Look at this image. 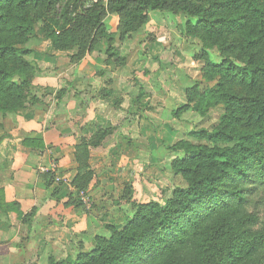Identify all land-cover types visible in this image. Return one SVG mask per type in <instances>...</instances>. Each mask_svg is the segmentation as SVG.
Here are the masks:
<instances>
[{"label":"trees","instance_id":"16d2710c","mask_svg":"<svg viewBox=\"0 0 264 264\" xmlns=\"http://www.w3.org/2000/svg\"><path fill=\"white\" fill-rule=\"evenodd\" d=\"M87 1L0 0V115H17L36 102H27L37 69L23 46L39 22L52 50L75 51L70 61L79 62L95 50L94 31L106 37L107 15L117 16L124 40L158 11L186 18L184 34L201 45L193 58L211 84L189 89L188 103L174 115L191 108L201 117L216 107L223 112L210 130H191L167 147L181 151L169 166L185 188L163 205L131 204L129 220L106 225L107 235H96L92 250L48 264H264V215L248 211L264 205L250 198L264 190V0H98L86 8ZM106 39L107 60L117 59L113 38ZM109 134L98 129L74 147L76 190L86 191L93 177L90 148ZM23 146L44 149L40 139Z\"/></svg>","mask_w":264,"mask_h":264},{"label":"rangeland","instance_id":"374dc122","mask_svg":"<svg viewBox=\"0 0 264 264\" xmlns=\"http://www.w3.org/2000/svg\"><path fill=\"white\" fill-rule=\"evenodd\" d=\"M90 5L92 0L85 3L86 8ZM185 21V17L169 12H151L143 28L120 40L117 16L107 15L103 21L106 37L93 32L94 48L104 54L103 67L96 75L102 79L103 85L97 96L103 104L104 119L99 128L110 134L98 147L90 148L89 166L94 174L86 191L76 190L70 183L73 191L67 196L77 198L71 203L83 211L76 217L77 222L81 220L83 228L77 230L79 226L63 221L60 227L64 229L65 237L56 235L55 246L52 242L46 245L33 242V233L25 229L14 236L10 232L4 233L0 235V264H48L51 259L74 258L80 252L93 249L96 235H107L106 225L122 227L131 217V204L154 201L163 205L176 188L186 187L185 181L169 166L181 151H171L167 147L186 139V133L191 130H210L223 110L222 107L213 108L206 117H201L192 108L177 116L173 113L188 103L189 89L198 86L202 90L211 85L201 76L202 62L193 58L201 45L184 34ZM42 28L43 24L39 22L34 36L23 46L30 50L25 59L37 69L30 83L28 104L33 102V90L39 86L36 80L41 73L38 62L47 58L52 49ZM108 37L114 40L111 47L117 56L110 61L105 54ZM214 52L209 51L210 57L219 62V56ZM71 63L76 65L78 61ZM81 95L78 92L69 96L75 104L72 110L78 109L77 116H83L95 97ZM169 97L173 101L170 111V105H164ZM145 114L152 120H145ZM167 115L168 122L163 119ZM13 116L0 115V137L13 125L7 123L15 120ZM155 119L160 126L156 125ZM91 136L87 132L81 139L89 140ZM150 146H157V149ZM55 180L61 181L57 177ZM81 195L86 199V205L81 201ZM250 198L253 202L263 201L264 190ZM248 211L263 217L264 205L252 204Z\"/></svg>","mask_w":264,"mask_h":264},{"label":"crops","instance_id":"0c3cea01","mask_svg":"<svg viewBox=\"0 0 264 264\" xmlns=\"http://www.w3.org/2000/svg\"><path fill=\"white\" fill-rule=\"evenodd\" d=\"M47 55L38 62L39 86L33 90L36 102L13 116L16 121L8 120L13 125L0 137V235L10 232L14 236L25 229L33 233V242L55 246L56 235L65 237L60 227L63 221L79 226L77 230L83 228L76 218L83 211L71 203L77 198L67 195L73 191L70 183L76 175L74 147L87 132L93 134L104 124L103 104L97 99L103 85L96 76L103 67L104 54L95 49L76 65L70 61L72 51L51 49ZM78 92L95 96L83 116H77L78 109L72 110L75 104L69 98ZM171 99L164 102L170 105L169 111ZM169 116L163 119L168 122ZM144 117L151 119L147 114ZM25 139L42 140L44 149L23 146ZM55 177L61 181L56 182Z\"/></svg>","mask_w":264,"mask_h":264},{"label":"built area","instance_id":"2783aa9c","mask_svg":"<svg viewBox=\"0 0 264 264\" xmlns=\"http://www.w3.org/2000/svg\"><path fill=\"white\" fill-rule=\"evenodd\" d=\"M98 0H92V3H96ZM104 2H106L107 0H103ZM84 195V194H83ZM81 201L86 205V199H84V197L81 195Z\"/></svg>","mask_w":264,"mask_h":264}]
</instances>
